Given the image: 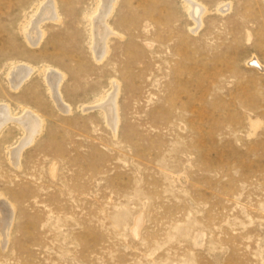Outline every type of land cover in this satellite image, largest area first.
Returning a JSON list of instances; mask_svg holds the SVG:
<instances>
[{"label":"rangeland","instance_id":"374dc122","mask_svg":"<svg viewBox=\"0 0 264 264\" xmlns=\"http://www.w3.org/2000/svg\"><path fill=\"white\" fill-rule=\"evenodd\" d=\"M43 1L0 0V104L43 120L17 168L23 132L0 134V264H264V72L246 64L264 66V0H196L207 9L196 34L180 0H117L107 23L121 38L101 64L97 0H51L60 21L25 42ZM20 64L34 71L13 91ZM48 69L64 75L68 114ZM111 81L115 133L82 112Z\"/></svg>","mask_w":264,"mask_h":264},{"label":"bare ground","instance_id":"6f19581e","mask_svg":"<svg viewBox=\"0 0 264 264\" xmlns=\"http://www.w3.org/2000/svg\"><path fill=\"white\" fill-rule=\"evenodd\" d=\"M116 1L117 0H97L95 12L90 17V51L93 59L95 60V63L97 64H101L107 59V56L109 54V37L114 36L121 38V35L111 29V27L107 23V20L115 7ZM180 1L183 3L187 15L193 23L194 28L190 29V31L193 34H196L194 31L197 28L200 29V27L202 26V17L206 14L207 9L203 4L199 3L196 0ZM230 4L231 3H224L218 6L216 11L221 15H225L230 11ZM59 16L60 15L57 12V7L54 1L44 0L38 6L34 16H32V18L35 19L31 20L23 29V37L25 42L31 47L38 46L44 36V32L40 29L41 22H43L44 20H48L52 21V23H58L60 21ZM251 63L253 65H256V67H254L256 70H261L264 72V66H262V64L256 57H253L246 64L248 65ZM33 71L34 70L32 67L26 66L24 64L12 66L7 74L10 89H12L13 91H17L19 87H21V85L30 78ZM43 78L47 87L48 94L53 103L56 105V108L58 107L62 114L70 113L71 108L67 103L64 102L60 92L61 82L64 79L63 73L48 69L45 70ZM118 93V82L111 81L110 91L107 92L105 96L101 97V99L97 100L96 105H91V107H83L82 112L97 109L99 112H101V115L107 126H109L111 131L115 133L116 127H118L117 125L119 123L117 106ZM9 124L17 125L23 132V138L20 140L19 145L14 150L11 149L12 151L9 156L11 159L10 163L13 160V165L17 168L19 166L21 153L24 151V149L31 146L37 136L40 135L43 128V120L32 109L22 108L19 115L16 116L11 112L8 105L0 104V134ZM7 213H3V218L0 219V227L2 229L4 224L7 222Z\"/></svg>","mask_w":264,"mask_h":264}]
</instances>
